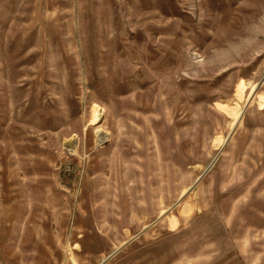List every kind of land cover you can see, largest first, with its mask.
Listing matches in <instances>:
<instances>
[{
	"label": "rangeland",
	"instance_id": "rangeland-1",
	"mask_svg": "<svg viewBox=\"0 0 264 264\" xmlns=\"http://www.w3.org/2000/svg\"><path fill=\"white\" fill-rule=\"evenodd\" d=\"M0 264H264V0H0Z\"/></svg>",
	"mask_w": 264,
	"mask_h": 264
}]
</instances>
